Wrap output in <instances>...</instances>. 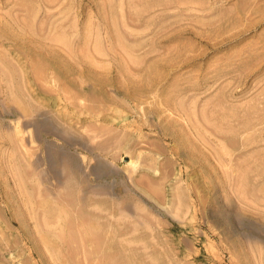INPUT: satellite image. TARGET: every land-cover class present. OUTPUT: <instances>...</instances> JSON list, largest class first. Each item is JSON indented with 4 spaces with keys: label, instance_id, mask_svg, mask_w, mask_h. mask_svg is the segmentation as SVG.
Segmentation results:
<instances>
[{
    "label": "rangeland",
    "instance_id": "374dc122",
    "mask_svg": "<svg viewBox=\"0 0 264 264\" xmlns=\"http://www.w3.org/2000/svg\"><path fill=\"white\" fill-rule=\"evenodd\" d=\"M0 264H264V0H0Z\"/></svg>",
    "mask_w": 264,
    "mask_h": 264
}]
</instances>
